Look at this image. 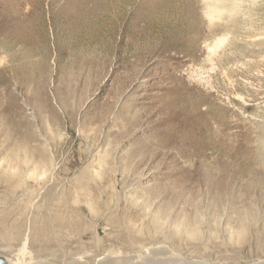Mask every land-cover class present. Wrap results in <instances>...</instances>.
<instances>
[{
  "label": "rangeland",
  "instance_id": "obj_1",
  "mask_svg": "<svg viewBox=\"0 0 264 264\" xmlns=\"http://www.w3.org/2000/svg\"><path fill=\"white\" fill-rule=\"evenodd\" d=\"M213 1L0 0V256L264 261V0Z\"/></svg>",
  "mask_w": 264,
  "mask_h": 264
},
{
  "label": "bare ground",
  "instance_id": "obj_2",
  "mask_svg": "<svg viewBox=\"0 0 264 264\" xmlns=\"http://www.w3.org/2000/svg\"><path fill=\"white\" fill-rule=\"evenodd\" d=\"M224 7V4L222 3V0H214L212 3L208 4L207 6V13L210 16L216 15L221 8ZM27 237V236H26ZM26 241L27 238H24L22 247L20 248L21 255L25 254L26 251ZM142 250V249H141ZM121 252H118L116 256H118ZM127 254V253H126ZM152 252L149 248H144V250L139 251V253L134 258L135 260L128 261L125 264H223V263H211V262H205V261H195V260H187L184 259L183 256H176L174 259H169L168 257H162V256H155L151 255ZM154 254V253H153ZM173 254V253H172ZM127 256V255H125ZM167 256V255H166ZM6 259V261L10 262L11 264H21L17 260H12L10 258H7L5 256H2ZM116 261V260H115ZM102 264H115L107 263L104 261ZM121 264V263H116ZM251 264H264V261H256Z\"/></svg>",
  "mask_w": 264,
  "mask_h": 264
},
{
  "label": "water",
  "instance_id": "obj_3",
  "mask_svg": "<svg viewBox=\"0 0 264 264\" xmlns=\"http://www.w3.org/2000/svg\"><path fill=\"white\" fill-rule=\"evenodd\" d=\"M0 264H11V263L6 261L4 257L0 256ZM43 264H56V263H43ZM70 264H81V263H70Z\"/></svg>",
  "mask_w": 264,
  "mask_h": 264
}]
</instances>
